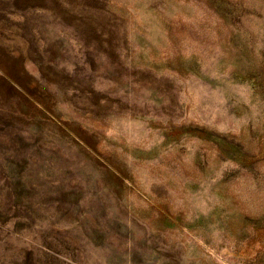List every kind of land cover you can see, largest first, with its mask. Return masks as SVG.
<instances>
[{
	"label": "rangeland",
	"instance_id": "1",
	"mask_svg": "<svg viewBox=\"0 0 264 264\" xmlns=\"http://www.w3.org/2000/svg\"><path fill=\"white\" fill-rule=\"evenodd\" d=\"M0 264H264V0H0Z\"/></svg>",
	"mask_w": 264,
	"mask_h": 264
}]
</instances>
